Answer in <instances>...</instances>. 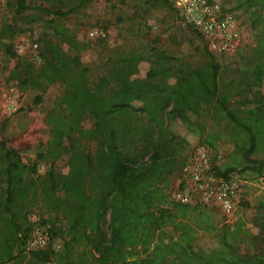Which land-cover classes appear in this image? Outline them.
<instances>
[{
  "label": "trees",
  "instance_id": "trees-1",
  "mask_svg": "<svg viewBox=\"0 0 264 264\" xmlns=\"http://www.w3.org/2000/svg\"><path fill=\"white\" fill-rule=\"evenodd\" d=\"M39 1L49 7L15 0L17 13L51 17L50 33L36 40L38 63L13 50L12 39L25 29L0 21V51L14 58L6 79L19 91H42L54 82L62 91L44 116L46 150L36 159L51 160L43 175L34 161H23L0 139V264H264V252H239V244L264 230V194L251 227L242 217L220 223L213 210L175 203L167 195L188 146L206 147L214 160L220 139L228 141L242 165L215 163L212 172L223 179L234 172L259 176L264 171L260 158L249 157H264V93L255 101L248 97L264 83V0H227L247 15L254 38L252 45L233 52L227 66L186 24L204 44L205 58L194 67H178L177 56L152 41H139L114 47L92 84L86 76L90 44L61 21L67 14H83L92 0ZM159 8L176 12L172 0H143L133 18L144 22ZM76 21V27L83 24ZM199 116L215 129L196 120ZM85 117L92 119L88 128L81 126ZM172 118L183 135L167 128ZM90 141L92 152L83 147ZM63 153L66 161L56 172L54 160ZM33 209L48 238L60 240L58 251L50 244L26 247ZM199 231L206 244L197 249L193 242Z\"/></svg>",
  "mask_w": 264,
  "mask_h": 264
},
{
  "label": "rangeland",
  "instance_id": "rangeland-1",
  "mask_svg": "<svg viewBox=\"0 0 264 264\" xmlns=\"http://www.w3.org/2000/svg\"><path fill=\"white\" fill-rule=\"evenodd\" d=\"M222 6L230 9L241 29L240 46L253 44V32L248 28L247 15L234 7L232 1L218 0ZM25 2L42 4L49 7L46 2L39 0H25ZM143 0H92L91 5L84 10L83 14L74 16L67 14L61 18L62 24L67 27L76 28V37L83 42H89L90 51L86 61V76L89 84H92L96 77L102 72L105 60L114 47H128L139 41H152L154 45L163 49L169 54L177 56L180 61L174 62L178 67H194L204 60V44L196 37L193 30L186 25L183 20L173 10L159 8L152 10L150 16L141 22L133 18L135 10L140 8ZM32 11L26 10L17 13L15 11V0H0V21L17 24L25 29L12 39L15 54L27 57L30 60L31 44L44 33H50L47 26V15L34 18ZM25 14L27 17H23ZM76 17L83 22L76 27ZM98 28L104 32L103 40L90 38L87 36L89 29ZM233 52L224 53L218 57V53H212L217 60L226 64L230 60ZM14 64V58L1 53L0 51V139L6 144L14 147L22 156L23 161L35 162L38 174L43 175L47 169V163L51 157L36 159L37 154H42L46 150V140L48 138L49 127L44 122L45 113L53 106L54 99L58 96L62 87L59 83L49 84L44 90L19 91L13 80H7L6 76ZM221 70L227 77V68L221 66ZM264 93V83L249 91L248 97L255 101ZM38 96L39 102L34 103V98ZM253 104L246 105L247 107ZM196 120L205 122L209 129H215V125L204 116L196 117ZM92 125V119L85 117L81 126L88 128ZM167 128L176 135L184 134V129L176 118L167 121ZM220 151L215 157L217 165L234 164L239 167L242 162L232 147V145L220 139ZM84 150L92 152L93 142H86ZM192 146L185 148V155ZM212 154V152H211ZM250 158H260L264 162V157L251 155ZM67 158L63 153L54 160V170L60 172ZM239 178H243L244 186L240 201L234 211L233 220L242 217L246 226L251 227L258 222L256 215L258 204L264 194V171L256 176L253 171L247 170ZM216 218L220 223H225L219 215ZM31 221L38 224L39 213L33 209L29 215ZM231 224V223H229ZM106 229V222L102 224ZM206 244V238L201 231L197 232L193 242L194 248H201ZM264 252V230L255 237L247 238L246 243L239 244L241 254H252L254 252Z\"/></svg>",
  "mask_w": 264,
  "mask_h": 264
},
{
  "label": "built area",
  "instance_id": "built-area-1",
  "mask_svg": "<svg viewBox=\"0 0 264 264\" xmlns=\"http://www.w3.org/2000/svg\"><path fill=\"white\" fill-rule=\"evenodd\" d=\"M172 6L183 22L202 37L210 52L228 53L240 46L239 24L231 11L218 0H172ZM87 36L105 37L98 28L89 29ZM30 47V59L38 63L40 58L36 43ZM214 164L215 159L209 149L200 145L192 146L180 171L172 177L167 195L175 203L207 207L229 224L240 201L244 182L234 174L227 179L217 177L212 172ZM48 244L55 251L61 248L59 239L48 238L46 228L34 223L26 247L40 249Z\"/></svg>",
  "mask_w": 264,
  "mask_h": 264
}]
</instances>
